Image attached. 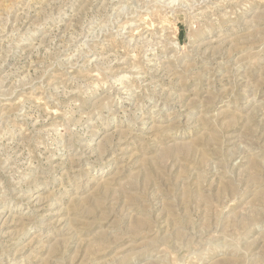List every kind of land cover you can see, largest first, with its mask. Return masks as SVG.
<instances>
[{
	"label": "rangeland",
	"instance_id": "374dc122",
	"mask_svg": "<svg viewBox=\"0 0 264 264\" xmlns=\"http://www.w3.org/2000/svg\"><path fill=\"white\" fill-rule=\"evenodd\" d=\"M0 264H264V0H0Z\"/></svg>",
	"mask_w": 264,
	"mask_h": 264
}]
</instances>
